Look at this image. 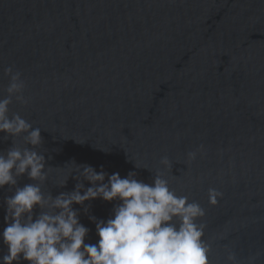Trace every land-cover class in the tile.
<instances>
[{
  "label": "water",
  "instance_id": "obj_1",
  "mask_svg": "<svg viewBox=\"0 0 264 264\" xmlns=\"http://www.w3.org/2000/svg\"><path fill=\"white\" fill-rule=\"evenodd\" d=\"M8 67L28 101L13 97L9 115L41 129L46 194L75 189L54 183L74 164L145 183L159 173L205 210L210 264H230L229 251L264 264V0H0V99ZM14 147L31 146L0 132V155ZM14 190L0 189V234ZM115 203L74 205L88 243L90 217Z\"/></svg>",
  "mask_w": 264,
  "mask_h": 264
},
{
  "label": "clouds",
  "instance_id": "obj_2",
  "mask_svg": "<svg viewBox=\"0 0 264 264\" xmlns=\"http://www.w3.org/2000/svg\"><path fill=\"white\" fill-rule=\"evenodd\" d=\"M5 74L10 84L7 96L0 99V132L23 136L31 147H14L0 155V189H15L5 198L6 227L0 235L7 251L0 264H210L211 245L199 222L205 210L187 196L177 195L159 173L152 183H145L134 172L122 178L119 173L73 163L56 173L54 183L64 187L71 177L77 181L75 189L55 197L46 194L43 185L52 169L46 168L45 156L35 150L43 143L41 129L18 113L9 115L13 97L28 102L23 96L26 84L12 67ZM196 155L191 152L189 158L194 160ZM163 163L171 167L167 158ZM24 175L35 183L18 186L17 178ZM221 195L210 188V203L215 205ZM95 199L116 203L107 220L90 217L99 239L88 243L90 229L80 222L74 205L85 206ZM227 259L241 264L231 251Z\"/></svg>",
  "mask_w": 264,
  "mask_h": 264
}]
</instances>
